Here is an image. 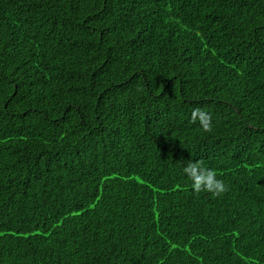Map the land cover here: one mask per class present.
<instances>
[{"label": "trees", "instance_id": "16d2710c", "mask_svg": "<svg viewBox=\"0 0 264 264\" xmlns=\"http://www.w3.org/2000/svg\"><path fill=\"white\" fill-rule=\"evenodd\" d=\"M0 264H264V0H0Z\"/></svg>", "mask_w": 264, "mask_h": 264}, {"label": "clouds", "instance_id": "9594fccd", "mask_svg": "<svg viewBox=\"0 0 264 264\" xmlns=\"http://www.w3.org/2000/svg\"><path fill=\"white\" fill-rule=\"evenodd\" d=\"M191 121L192 123L198 122L204 132L212 131L213 117L202 108L192 109ZM182 171L195 193L207 192L213 196H220L228 191L227 185L223 179L218 177L217 171L212 167L205 166L200 160H189L183 166Z\"/></svg>", "mask_w": 264, "mask_h": 264}]
</instances>
